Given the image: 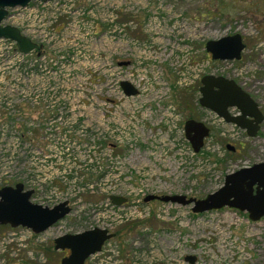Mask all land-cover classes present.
Masks as SVG:
<instances>
[{
    "label": "rangeland",
    "instance_id": "1",
    "mask_svg": "<svg viewBox=\"0 0 264 264\" xmlns=\"http://www.w3.org/2000/svg\"><path fill=\"white\" fill-rule=\"evenodd\" d=\"M94 6L103 11L97 29L87 35L78 11L62 15L50 28L56 34L45 43L43 53L103 58L100 63L78 61L80 73L65 79L73 95L63 109V132L70 140L64 144L84 160L89 149L79 146L108 130L105 146L112 148L111 160L103 157V169L95 175L81 172L79 183L87 188L104 179L116 185L111 190L128 199L129 211L123 220H107L103 215L109 209L101 203L110 190L80 193L61 228L44 236L23 242L19 238L23 228L0 227L5 248L1 257L5 262L0 259V264H61L70 252L57 251L56 238L109 224L115 234L110 241L119 247L123 264H192L187 257H194V264H264V218L253 222L248 213L230 208L195 214L191 206L145 203V197L135 192L203 199L219 190L227 175L264 162V122L252 138L216 120L199 104L202 78L224 76L246 90L264 114V0H83L78 7L88 11ZM26 13L24 8L11 9L4 24L30 35ZM112 18L126 33L121 41L107 38ZM83 19L91 20L87 15ZM34 25L39 28L41 23ZM233 34L242 35L246 44L242 59L213 60L207 42ZM121 62L129 64L120 67ZM64 69L72 66L65 64ZM84 71L92 74L89 81ZM122 81L137 85L139 95L121 97ZM18 110L26 119L16 125L21 134L27 133L28 120L44 118L39 108ZM192 119L210 128L200 153L193 151L185 135V124ZM23 178L22 165L8 186L24 184ZM135 207L137 213L131 210Z\"/></svg>",
    "mask_w": 264,
    "mask_h": 264
},
{
    "label": "built area",
    "instance_id": "2",
    "mask_svg": "<svg viewBox=\"0 0 264 264\" xmlns=\"http://www.w3.org/2000/svg\"><path fill=\"white\" fill-rule=\"evenodd\" d=\"M82 2L83 0H53L48 3L39 2L38 6L29 5L24 8L27 11L25 28L31 34L26 35L24 32L23 34L44 48L48 39L55 36L56 33L53 34L50 28L58 22L60 17L78 11V16L82 17L79 23L84 29L89 30L87 35H90L91 30L97 29L96 21L103 11L97 6L88 11L78 7ZM86 15L91 18L90 21L83 19ZM36 21L41 23L39 28L34 25ZM108 21L114 24L106 33L108 40L114 41V39L119 38L121 41L126 38L123 26L117 23V18ZM82 60H95L100 63L103 58H98L97 55L92 54L86 55V53L84 56H80L79 53L72 56L70 54L52 56L43 53V51L40 55L36 52L23 54L15 42L0 39V187L7 186L10 180L16 177L23 165L24 185L26 189L33 191L34 198L32 201L34 203L54 208L63 202H68L71 208V213L68 215L70 216L73 213V202L79 200L80 193L94 194L100 188L104 194L110 190L109 193H106L105 201L101 203L106 211L109 209L103 218L123 220V217L127 215L126 211L129 209L125 208L126 203L117 206L111 201L112 196H121L111 190L116 185L113 186L104 179H101L99 183L87 186V188H82L79 183L81 172L87 173L86 175H95L103 169V157L106 156L108 160H111L112 148L105 146L110 139L108 130H105L104 134L89 137L86 144L79 146L89 149V155L84 160L71 151L68 134L63 132V109L68 105L67 98L73 95L72 88L65 86V79L80 73V70L76 68V63ZM123 63L126 62H121L120 67L127 66ZM65 64H68V67L72 66V69L65 70ZM82 73L85 80L86 78L88 81L91 79L92 74L89 71ZM122 82L119 84L121 97H128L121 86ZM131 84L140 93L137 85ZM69 106L74 107L71 104ZM19 108L25 111L39 108L44 110V118L39 122L28 120L26 122L28 131L21 134L16 125L26 119L18 116ZM230 112L237 113L234 108L230 109ZM216 120L222 119L216 117ZM34 130H38L39 134H35ZM65 142L69 144H64ZM59 184L62 186L60 187ZM135 192L141 199L146 197L143 189L135 190ZM163 205L166 206V204ZM131 210L133 213L138 212L136 207L131 208ZM163 211L167 212L168 208L166 207ZM144 213L148 215L149 208L144 209ZM64 220L48 232L61 228L59 225ZM111 226L112 224H109V228H107L104 225L102 229L111 232L110 230L113 229ZM94 228L91 227V229ZM20 233L19 238L23 242L29 241L34 236H40L24 228ZM4 252L5 248L2 243L0 244L2 262H5L1 258ZM86 264H123L121 251L116 244L108 241L100 252L90 256Z\"/></svg>",
    "mask_w": 264,
    "mask_h": 264
},
{
    "label": "water",
    "instance_id": "3",
    "mask_svg": "<svg viewBox=\"0 0 264 264\" xmlns=\"http://www.w3.org/2000/svg\"><path fill=\"white\" fill-rule=\"evenodd\" d=\"M53 0H0V39L16 43L23 54L36 52L41 54L43 46L12 25H5L9 10L26 8L33 2L48 3ZM246 45L240 34L211 40L206 50L215 61H239ZM128 65V63H123ZM201 97L199 104L211 111L227 124L235 125L246 131L249 137H257L264 122V114L258 103L244 91L234 80L223 76L206 75L201 80ZM126 96L138 95L139 91L128 81L121 84ZM236 108L239 115L232 116L229 109ZM185 135L195 153L204 148L205 140L210 135V128L203 122L188 120L185 124ZM228 149H236L228 145ZM32 190L25 189L24 184L0 188V226L12 229L27 228L35 234H41L66 218L71 213L68 202L54 208H48L32 201ZM115 205H122L127 198L112 196ZM159 201L165 204L191 206L195 214H203L223 208L236 209L248 213L249 219L258 222L264 218V162L242 168L225 177L223 186L203 199L185 195H149L145 202ZM115 237L106 229L94 228L80 233H69L55 239L57 251H69L70 254L61 260V264H85L87 259L100 252L105 242ZM194 264V257H187Z\"/></svg>",
    "mask_w": 264,
    "mask_h": 264
},
{
    "label": "flooded vegetation",
    "instance_id": "4",
    "mask_svg": "<svg viewBox=\"0 0 264 264\" xmlns=\"http://www.w3.org/2000/svg\"><path fill=\"white\" fill-rule=\"evenodd\" d=\"M234 35V34H233ZM229 36H231V35H229ZM244 40V39H243ZM246 45V44H245ZM246 49V48H245ZM244 52V51H243ZM243 54V53H242ZM241 59H242V56H241ZM240 61V60H239ZM221 62H224V61H221ZM214 76H216V75H214ZM224 77V76H223ZM239 85V84H238ZM240 86V85H239ZM243 89V88H242ZM244 90V89H243ZM244 91H246V90H244ZM247 92V91H246ZM248 93V92H247ZM251 96V95H250ZM252 97V96H251ZM253 98V97H252ZM254 99V98H253ZM256 101V100H255ZM257 102V101H256ZM258 103V102H257ZM259 105V104H258ZM260 107V106H259ZM234 109H236V108H234ZM230 111V110H229ZM236 111H237V113L236 114H233L232 112H230V114L232 115V116H237V115H239L240 113H239V111H238V109H236ZM210 113H212L211 111H210ZM212 114H214V113H212ZM215 115V114H214ZM216 116V115H215ZM216 117H218V116H216ZM219 118V117H218ZM221 119V118H220ZM223 120V119H222ZM235 148V147H234ZM236 149V148H235ZM231 151V150H230ZM236 152V151H235ZM25 189H26V187H25ZM33 198H34V193H33V195H32V200H33ZM153 202H155V201H153ZM165 204V203H164ZM55 226V225H54ZM53 226V227H54ZM52 227V228H53ZM51 229V228H50ZM50 229H48L46 232H44V233H41V234H46ZM41 234H37V235H41ZM65 252V251H64Z\"/></svg>",
    "mask_w": 264,
    "mask_h": 264
},
{
    "label": "trees",
    "instance_id": "5",
    "mask_svg": "<svg viewBox=\"0 0 264 264\" xmlns=\"http://www.w3.org/2000/svg\"><path fill=\"white\" fill-rule=\"evenodd\" d=\"M1 228L7 227V226H0Z\"/></svg>",
    "mask_w": 264,
    "mask_h": 264
}]
</instances>
